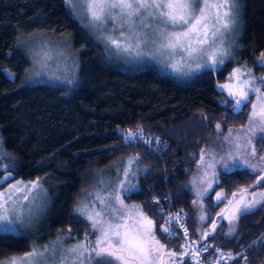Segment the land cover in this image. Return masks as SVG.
<instances>
[{
	"label": "trees",
	"instance_id": "obj_1",
	"mask_svg": "<svg viewBox=\"0 0 264 264\" xmlns=\"http://www.w3.org/2000/svg\"><path fill=\"white\" fill-rule=\"evenodd\" d=\"M238 2L241 26L236 59L227 60L219 72L201 70L177 80L147 63L118 66L63 0H0V139L8 154L4 163L13 177H40L52 185L43 222L51 234L66 237L72 228L73 238L67 240L82 238L85 224L73 219L77 198L96 189L107 165L137 154L135 182L142 190L125 196V202L141 205L157 225L165 223L172 212L183 210L182 221L192 242L199 239L200 231L210 230L212 220L197 219L198 210L192 205L196 197L188 191L194 159L199 157L190 158V154L214 143L216 122L227 120L226 133L247 118L248 109L233 116L220 103L226 94H220L215 82L223 80L235 63L244 64L257 76L264 74V67L256 63L264 52V0ZM40 35L57 38L69 48L74 63L68 76L45 79L35 75L28 41ZM65 78L73 83L62 82ZM203 117L207 120L202 124ZM141 125L145 138H153L151 146L125 144L117 129L135 130ZM254 179L222 175L216 191L223 188L230 196ZM154 199L158 204L152 203ZM154 207L162 209V214L154 212ZM224 207L206 211L217 219L216 213ZM227 226L226 221L218 224L217 232L201 242L213 245L206 256L215 258L216 248L232 254L244 250L248 264H263L264 245L248 246L264 234V208L239 221L236 238L224 236ZM171 227L183 236L175 223ZM157 235L170 249L182 251L183 239L169 243ZM28 241L23 233L18 237L0 231V258L26 251ZM185 264L193 263L185 257ZM220 264H242V260L225 259Z\"/></svg>",
	"mask_w": 264,
	"mask_h": 264
},
{
	"label": "snow or ice",
	"instance_id": "obj_2",
	"mask_svg": "<svg viewBox=\"0 0 264 264\" xmlns=\"http://www.w3.org/2000/svg\"><path fill=\"white\" fill-rule=\"evenodd\" d=\"M74 16L86 27L101 33L99 37L106 45V51L114 54H127L135 59H159L174 71L191 75L201 70L219 72L226 60L230 59L231 43L228 41L238 23L240 11L238 0H65ZM40 51L34 53L40 70V76L47 62L52 60L48 54V42L39 45ZM63 55V53H59ZM257 65L264 67V52L256 59ZM58 79V77H56ZM62 82L71 85L72 80L65 78ZM226 98L220 101L226 105L233 116L242 115L248 109L246 123L240 127H227V120L215 124L216 136L214 143L200 148L199 153H191L195 171L191 179V187L196 199L192 201L198 210L200 222L212 220L209 231H200L198 240L191 245L179 247L182 251L170 249L158 237L159 232L167 238L185 239L188 229L179 221L183 218V210L173 216L165 217V223L157 222L149 217L139 204L128 205L124 197L141 191L138 182H134L139 169V155L118 160L111 167L116 171V178L107 183L99 179L98 191H89L78 202L74 209L75 219L84 223L82 238L65 246L66 239H72V228H68L66 237L38 248L29 245V250L19 256H11L0 260V264H185V257L196 264H205L201 254L213 245L201 242L217 232L218 224L228 222L225 237L236 238L239 221L264 208V147L257 148L256 141H264V75H255L252 70L244 67L233 68L226 82L215 86ZM207 120L203 117L201 123ZM204 126H207L206 124ZM122 132L124 143L142 142L151 146L153 138H145L143 126L135 130ZM159 141V138H155ZM3 140L0 139V231L16 233L22 237L14 225L23 226L31 222L38 213L37 195L43 194V179L24 182L16 180L14 184L3 185L9 179H15L8 171L9 164L4 160L8 154L3 151ZM147 171V170H145ZM235 174L255 177L246 186H239L229 194L221 188V176L225 179ZM122 177V178H121ZM256 189H261L257 191ZM215 193L213 196L212 194ZM208 200V205L204 201ZM158 204V200H153ZM221 204L225 207L216 213L213 219L206 211ZM99 205V207H97ZM153 211L162 214V209L154 207ZM177 224L183 229L180 236L171 227ZM264 245V234L248 246ZM218 253L215 261L207 258V264H220L241 259L248 264L244 250L234 255Z\"/></svg>",
	"mask_w": 264,
	"mask_h": 264
},
{
	"label": "rangeland",
	"instance_id": "obj_3",
	"mask_svg": "<svg viewBox=\"0 0 264 264\" xmlns=\"http://www.w3.org/2000/svg\"><path fill=\"white\" fill-rule=\"evenodd\" d=\"M63 1L65 3V0H63ZM238 4H239V2H238ZM239 8H240V5H239ZM240 26H241V18H240V11H239L238 23L236 25V28L233 30L232 34L229 37H227L228 41L232 45V47H231L232 56L230 59H228L231 61L233 59H236L237 52L239 50L237 46H238V37L240 35L239 34L240 33ZM86 28L90 31V33L92 35L97 37L99 42H102L105 45L104 41L99 38L101 36V33L95 32L88 27H86ZM45 41L48 42V54L52 56V60L47 62V67L44 68L41 75L37 76V77L45 78V79L46 78L52 79V78L58 77L59 79H62L64 77L68 76V73L71 72V69H72L73 63H74V62H72L73 60L66 50L69 48L67 46H65L64 44H61L60 41L57 40V38L43 37L41 35L38 37H33V39H30L28 41V49L30 52L32 65H33L35 72L40 70V65L37 62V60L34 56V53L37 51H40L39 45L43 44ZM105 47H106V45H105ZM61 52L63 53L62 56L59 55V53H61ZM107 53L111 57L113 62H117L116 64H118V66H121L123 68L130 67V66H137L139 64H146L147 63V64H150L151 66L155 67L160 72H164V73L167 72V74L172 75L177 80H183L184 78H187L188 76H191L192 74L196 73L195 72V73H192L191 75H184L181 72L174 71L171 67H167L159 59L153 60V59H150L148 57H145L143 59H135V58H133L127 54L117 55V54H114L113 52H110V51H107ZM244 66H245L244 64H238V63L231 65V67L229 68L228 72L225 75V78L221 81L215 82V86L218 83L219 84L225 83L228 74L232 71L233 68L244 67ZM246 68L249 69L247 66H246ZM262 75H264V74H262ZM245 123H246V120L243 123H239V124L235 125L234 127L238 128V127H240V125L245 124ZM256 147L257 148L264 147V142L261 143V141H259V140L256 141ZM127 158L128 157H126L124 159L125 164H126ZM117 161L118 160H115L114 162L110 163L109 165H107L102 170V173L100 175L101 176L100 179L104 180L107 183L108 181L114 180L116 178V175H117L116 171L111 166L114 165ZM193 175L194 174H192V176L190 177V181H191ZM35 179L36 178H34V179H23L20 177H15V179L9 180L3 187L6 188L8 184H14L16 180H22L24 182H29V181H32ZM134 182H135V180H134ZM43 188L46 191L43 194L37 195V198H36V202L39 205V210H38V213L35 216V218L31 222L26 221L23 226H21L19 224L14 225V227L19 229L20 233H23L28 237L29 245L35 244L38 248H40L44 245H48L50 242L57 240L58 237H64V236H59V235L57 236L56 234L55 235L51 234V232L43 226L44 218H45V216L47 214V210L49 208V202L52 200V195H51L52 185L50 183L48 184L46 181L43 180ZM2 190H3V188H0V191H2ZM98 190L99 189H97V187H96V189H90V190L85 191L80 197L77 198V200L75 202L74 209L76 208L78 202H80L84 198V196L87 192L98 191ZM259 190H261V189H258L257 191H259ZM126 204L132 205V203H126ZM97 207H99V205H97ZM175 215H176V213L174 214V216ZM227 224H228V222H227ZM227 229H228V226H227ZM75 242L76 241L66 239L65 246L66 247L70 246V245L74 244ZM28 250H29V248L26 251H28ZM221 252L228 253L225 251H221ZM22 253L13 254L10 256H6V257H1L0 260L7 259L8 257H11V256H19ZM233 255H234V253H233ZM217 256H218V254H217ZM217 256H215L214 261L217 258ZM49 264H52V262L50 261Z\"/></svg>",
	"mask_w": 264,
	"mask_h": 264
},
{
	"label": "built area",
	"instance_id": "obj_4",
	"mask_svg": "<svg viewBox=\"0 0 264 264\" xmlns=\"http://www.w3.org/2000/svg\"><path fill=\"white\" fill-rule=\"evenodd\" d=\"M175 213H177V212H172V214L170 215V216H173L174 217V214ZM179 223L180 224H183V221H182V219L179 221ZM177 225V224H176ZM184 225V224H183ZM178 226V225H177ZM179 228V227H178ZM180 229V231H181V233H182V235H183V229H181V228H179ZM183 241H184V244L187 242V245H191L192 244V241L189 239V237L187 236L185 239H183ZM202 244H204V243H201V245H195V247H200V246H202ZM206 252H204V253H202L201 254V259H203L204 261H205V264L207 263V258H209V257H211V256H206V254H205ZM212 259H213V261H214V258L213 257H211ZM192 261V263L193 264H196V262L194 261V260H191Z\"/></svg>",
	"mask_w": 264,
	"mask_h": 264
},
{
	"label": "flooded vegetation",
	"instance_id": "obj_5",
	"mask_svg": "<svg viewBox=\"0 0 264 264\" xmlns=\"http://www.w3.org/2000/svg\"><path fill=\"white\" fill-rule=\"evenodd\" d=\"M256 190H258V189H256ZM226 221V220H225ZM227 222V221H226ZM209 227H211V225H209Z\"/></svg>",
	"mask_w": 264,
	"mask_h": 264
}]
</instances>
